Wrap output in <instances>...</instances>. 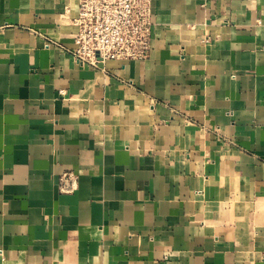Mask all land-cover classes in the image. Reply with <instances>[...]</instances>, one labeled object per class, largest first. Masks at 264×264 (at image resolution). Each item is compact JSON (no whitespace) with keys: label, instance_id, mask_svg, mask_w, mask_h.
Masks as SVG:
<instances>
[{"label":"crops","instance_id":"obj_1","mask_svg":"<svg viewBox=\"0 0 264 264\" xmlns=\"http://www.w3.org/2000/svg\"><path fill=\"white\" fill-rule=\"evenodd\" d=\"M151 3L94 67L78 0H0V264H264V0Z\"/></svg>","mask_w":264,"mask_h":264},{"label":"built area","instance_id":"obj_2","mask_svg":"<svg viewBox=\"0 0 264 264\" xmlns=\"http://www.w3.org/2000/svg\"><path fill=\"white\" fill-rule=\"evenodd\" d=\"M78 8L72 19L78 29L71 53L79 63L99 67L110 59L146 60L151 56V0H78ZM76 179L74 173H65L62 190H73Z\"/></svg>","mask_w":264,"mask_h":264}]
</instances>
